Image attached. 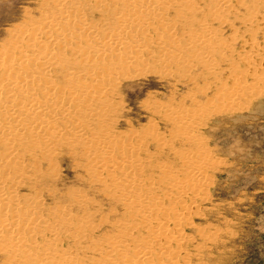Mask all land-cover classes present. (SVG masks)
I'll return each mask as SVG.
<instances>
[{
	"label": "rangeland",
	"instance_id": "1",
	"mask_svg": "<svg viewBox=\"0 0 264 264\" xmlns=\"http://www.w3.org/2000/svg\"><path fill=\"white\" fill-rule=\"evenodd\" d=\"M72 1L0 0V52L14 37L20 51H30L41 41L30 40L27 47L31 27L43 23L55 9L61 8L62 14ZM174 2L175 17L167 11V18L138 30L139 61L122 67L121 73L120 69L116 75L113 72L115 79L105 92L107 100L91 102L93 114L84 134L104 129L117 141L132 144L136 140L137 177L143 183L153 181V196L160 197V189L168 183L155 176H159L158 166L168 164L177 174L184 165L176 159L180 154L187 157L188 167L196 166L203 188L201 200L193 204L195 211L189 214L188 224H181L177 237L165 238L176 251V264H264V0H223L214 11L210 3L199 1L198 10L206 8L213 14L205 13L204 21L196 14L186 16L185 2ZM86 4L79 9L84 26L104 32L108 27L101 21L105 10ZM201 25L208 28L209 40ZM49 35L53 36L52 31ZM70 52L63 49L61 53L66 69L70 68ZM73 74L81 77L84 72L77 69ZM53 78L59 86L63 84L60 74ZM83 111L88 114V108ZM60 135H67L63 126ZM69 143L75 145L56 147L54 159L49 160L52 164L40 152L34 151L32 159L16 150L26 175L11 192L18 202L38 200L42 215L56 206L68 210L70 219L88 217V232L77 231L70 220L64 226L58 224V246L53 253L63 251L71 264H105L103 249L93 253L89 248L96 240L116 235L117 224L128 219L126 209L115 201L117 194L108 189L107 182H99L103 170L87 168L79 142ZM71 197L77 201L79 197V204H73ZM169 200L161 201L165 205ZM126 225L131 230L133 221L129 218ZM43 234L35 232L34 245L40 244ZM79 234L82 238L78 239ZM113 238L114 243L120 242L119 236ZM161 245L163 241L157 243ZM114 248L110 246V252ZM8 254L0 248V264H31L20 252Z\"/></svg>",
	"mask_w": 264,
	"mask_h": 264
},
{
	"label": "bare ground",
	"instance_id": "2",
	"mask_svg": "<svg viewBox=\"0 0 264 264\" xmlns=\"http://www.w3.org/2000/svg\"><path fill=\"white\" fill-rule=\"evenodd\" d=\"M180 1L185 2L182 10L186 16L192 18L193 14L199 15V21H204V14L208 12L206 8L202 10L196 8L199 1L204 4L210 3L213 11L223 2V0H196L193 4L192 0ZM85 3H90L101 11L105 10L103 15L99 13L102 15L101 21L108 26L102 30L104 32L94 28L95 26L93 28L90 25L89 28L84 26L79 9ZM174 3V0H73L65 6L62 14H59L62 12L61 8L55 9L43 23L31 27L30 35L27 37V47L30 46V40L41 38V41L37 46L30 48V51L23 52L17 48V37L13 38L12 44L2 47L0 52V248L5 252L8 251L11 256L20 252V255L31 264H71L70 258L63 251L60 254L53 253L58 246V224L64 226L70 220L69 224H73L77 231L81 228L84 231L90 228L88 217L80 215L81 218L77 217V220L70 219L68 210L56 206L51 210L47 209V214L42 212L44 213L42 215L39 210L42 206L40 207L38 200L34 199L31 204L32 199L22 198L18 202L11 190L19 184V178L26 175L20 156L15 157L16 150H21L24 155L32 159L35 155L34 151H37L44 160L49 161L54 159L57 146L69 147L75 145L69 143L70 141H78L79 150L87 159L85 161L87 168L93 166L103 170L99 182L105 180L108 189L116 192L115 197L113 194L111 196L126 209V213L123 212L133 221L131 230L126 225L128 219L120 224L117 222V233L113 236H119V243H114L113 236L96 240V243L92 241L90 251L94 253L102 248L106 257L105 264H176L174 260L176 251L172 250V245L169 246L165 238L167 235L177 237L181 224H188L189 214L195 211L193 204L201 200L203 188L197 180L199 178L196 177L198 173L196 166L195 169L188 167L187 157L183 154L178 156L176 154V159L184 163L179 171H175L177 174L173 172L176 169L168 164H159L160 166L157 167L159 176L157 174L155 176L159 178L158 181H168L169 186L167 183L166 188L160 189V197L156 194L153 196L154 187L151 184L153 181L143 183L137 177L140 164L136 161V153L139 149L136 147V140L132 144L126 142L127 140L117 141L108 130L102 129L99 133V128H97L98 134H84L93 114L91 102L104 104L107 100L106 89L115 79L117 70L123 72L122 67L125 68L139 61L136 53L141 48L140 41H137L138 30L150 26L152 21L167 18L165 13L167 11L170 13L174 9ZM175 15L176 11H172L171 16L175 17ZM208 15L213 16L209 12ZM220 22L216 24V28L219 27ZM200 28L209 40L208 28L202 25ZM50 31L53 36L49 35ZM63 49H71L68 69L65 67L67 63H64L61 57ZM77 69L84 72L81 77L74 76L73 73ZM54 74L61 75L62 85L56 84ZM60 80L58 79L57 82ZM62 88L64 92L61 91ZM87 108L88 114L83 111ZM62 117L64 121L60 122L59 119ZM85 119H87L86 124ZM97 120V125L100 126ZM61 126L67 129L66 136L60 135ZM93 126L95 128L96 125ZM44 160L41 163H44ZM35 166L33 172L37 168ZM49 174L51 176L52 173ZM71 196L76 198L74 193ZM164 197L170 199L165 205L161 201ZM75 198H72L73 204L81 200L79 197H77L78 201ZM37 230H41L44 234L39 237L42 241L36 246L34 244L37 242H34L32 237ZM77 237L82 238V234ZM161 241L163 245L157 246ZM173 241L180 242V240ZM110 246L115 247L113 252H110ZM153 253L155 255L152 258Z\"/></svg>",
	"mask_w": 264,
	"mask_h": 264
}]
</instances>
